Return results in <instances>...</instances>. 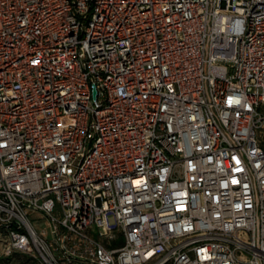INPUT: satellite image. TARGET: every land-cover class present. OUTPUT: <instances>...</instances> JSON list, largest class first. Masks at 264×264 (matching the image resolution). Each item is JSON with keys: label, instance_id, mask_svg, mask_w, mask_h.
Here are the masks:
<instances>
[{"label": "built area", "instance_id": "2783aa9c", "mask_svg": "<svg viewBox=\"0 0 264 264\" xmlns=\"http://www.w3.org/2000/svg\"><path fill=\"white\" fill-rule=\"evenodd\" d=\"M260 133L264 0H0V264H264Z\"/></svg>", "mask_w": 264, "mask_h": 264}, {"label": "rangeland", "instance_id": "374dc122", "mask_svg": "<svg viewBox=\"0 0 264 264\" xmlns=\"http://www.w3.org/2000/svg\"><path fill=\"white\" fill-rule=\"evenodd\" d=\"M260 141L264 147V134L263 133H260ZM11 264H21V263H19L18 261L15 260V261H12Z\"/></svg>", "mask_w": 264, "mask_h": 264}]
</instances>
